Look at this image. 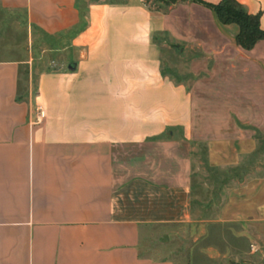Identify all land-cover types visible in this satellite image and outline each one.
<instances>
[{"label": "crops", "instance_id": "crops-1", "mask_svg": "<svg viewBox=\"0 0 264 264\" xmlns=\"http://www.w3.org/2000/svg\"><path fill=\"white\" fill-rule=\"evenodd\" d=\"M165 1L0 0V264H174L200 160L235 178L264 137V40L240 47L220 0ZM235 1L264 30V0ZM244 178L221 221L253 242Z\"/></svg>", "mask_w": 264, "mask_h": 264}, {"label": "rangeland", "instance_id": "rangeland-1", "mask_svg": "<svg viewBox=\"0 0 264 264\" xmlns=\"http://www.w3.org/2000/svg\"><path fill=\"white\" fill-rule=\"evenodd\" d=\"M143 4L151 10L160 11L169 6L165 0H143ZM169 56L171 54H163L165 61ZM203 157L204 155H201V158ZM240 161L236 167L239 170L235 172L236 177L229 179L224 172L211 168L200 160L199 169L195 170L193 178L196 221L189 226L178 228L174 235L164 242L167 248L163 249H166L174 264L264 263L263 228L256 227L254 240L250 242L242 237L247 233L246 226L221 221L225 199L223 194L218 193L224 185L230 184L231 180H234V183L239 182L244 176L245 180L252 172L255 178H263L264 137L257 138L254 146Z\"/></svg>", "mask_w": 264, "mask_h": 264}, {"label": "trees", "instance_id": "trees-1", "mask_svg": "<svg viewBox=\"0 0 264 264\" xmlns=\"http://www.w3.org/2000/svg\"><path fill=\"white\" fill-rule=\"evenodd\" d=\"M205 6L214 12L221 24L238 26L235 40L243 49L249 50L257 41L264 40V30L260 28L259 16L249 15L235 0H220L216 5L205 4Z\"/></svg>", "mask_w": 264, "mask_h": 264}, {"label": "built area", "instance_id": "built-area-1", "mask_svg": "<svg viewBox=\"0 0 264 264\" xmlns=\"http://www.w3.org/2000/svg\"><path fill=\"white\" fill-rule=\"evenodd\" d=\"M36 116H35V121H40L44 117V112L41 108H36L35 110Z\"/></svg>", "mask_w": 264, "mask_h": 264}]
</instances>
